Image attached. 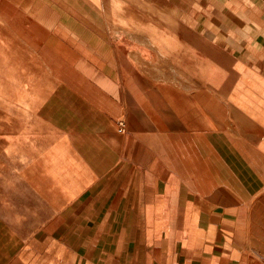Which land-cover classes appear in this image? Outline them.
<instances>
[{
	"label": "crops",
	"instance_id": "1",
	"mask_svg": "<svg viewBox=\"0 0 264 264\" xmlns=\"http://www.w3.org/2000/svg\"><path fill=\"white\" fill-rule=\"evenodd\" d=\"M219 2L242 76L176 78L167 129L136 116L99 0H0L53 78L0 156V264H264V0Z\"/></svg>",
	"mask_w": 264,
	"mask_h": 264
},
{
	"label": "rangeland",
	"instance_id": "2",
	"mask_svg": "<svg viewBox=\"0 0 264 264\" xmlns=\"http://www.w3.org/2000/svg\"><path fill=\"white\" fill-rule=\"evenodd\" d=\"M110 37L109 52L119 64L124 90L134 97L136 116L152 127H176L172 100L176 78L242 76V40L230 33L216 0H99ZM161 12L162 14H160ZM178 28L182 58L164 42L159 26ZM193 51V52H192ZM192 53L190 60L188 54ZM188 56V57H187ZM35 55L0 23V156L13 149L15 133L33 123L38 98L53 78H43ZM189 85V84H188ZM219 85V84H216ZM185 89V88H184ZM168 96L166 99L165 96ZM27 131H24L26 133Z\"/></svg>",
	"mask_w": 264,
	"mask_h": 264
},
{
	"label": "built area",
	"instance_id": "3",
	"mask_svg": "<svg viewBox=\"0 0 264 264\" xmlns=\"http://www.w3.org/2000/svg\"><path fill=\"white\" fill-rule=\"evenodd\" d=\"M122 130V124H120V128H119V131H121Z\"/></svg>",
	"mask_w": 264,
	"mask_h": 264
}]
</instances>
